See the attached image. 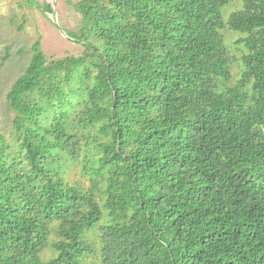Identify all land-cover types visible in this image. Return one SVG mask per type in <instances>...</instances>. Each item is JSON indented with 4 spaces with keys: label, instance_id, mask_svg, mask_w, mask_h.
<instances>
[{
    "label": "trees",
    "instance_id": "16d2710c",
    "mask_svg": "<svg viewBox=\"0 0 264 264\" xmlns=\"http://www.w3.org/2000/svg\"><path fill=\"white\" fill-rule=\"evenodd\" d=\"M234 1L78 0L81 52L32 45L0 129V264H264V0Z\"/></svg>",
    "mask_w": 264,
    "mask_h": 264
},
{
    "label": "rangeland",
    "instance_id": "374dc122",
    "mask_svg": "<svg viewBox=\"0 0 264 264\" xmlns=\"http://www.w3.org/2000/svg\"><path fill=\"white\" fill-rule=\"evenodd\" d=\"M71 1V2H70ZM78 0H0V129L8 132L12 128L13 113L6 108L5 97L10 86L25 69L32 55V45L40 40L41 47L48 57H60L77 54L83 46L70 31L77 30L81 15L74 6ZM45 3H50L48 10ZM242 7L240 0L234 1L226 9V17L230 12ZM225 43L231 55L236 57L233 64L234 85L241 76L242 64L238 58L246 51L242 43L236 40L244 34L227 28L223 30ZM94 243L99 238L90 233ZM56 253L47 249L43 257L50 259ZM95 263L101 264L95 257Z\"/></svg>",
    "mask_w": 264,
    "mask_h": 264
}]
</instances>
